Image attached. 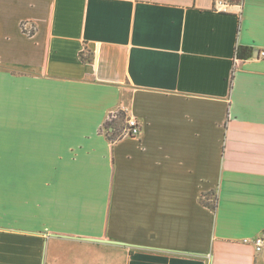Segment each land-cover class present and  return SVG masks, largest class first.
Listing matches in <instances>:
<instances>
[{
    "label": "crops",
    "instance_id": "crops-1",
    "mask_svg": "<svg viewBox=\"0 0 264 264\" xmlns=\"http://www.w3.org/2000/svg\"><path fill=\"white\" fill-rule=\"evenodd\" d=\"M214 3L0 0V264H264V0Z\"/></svg>",
    "mask_w": 264,
    "mask_h": 264
},
{
    "label": "built area",
    "instance_id": "built-area-1",
    "mask_svg": "<svg viewBox=\"0 0 264 264\" xmlns=\"http://www.w3.org/2000/svg\"><path fill=\"white\" fill-rule=\"evenodd\" d=\"M242 0H215L214 8L219 11H230L233 7H241ZM28 24V23H27ZM27 24H23V28L28 33L33 31L32 29L27 30ZM261 55L264 56V50L261 51ZM121 115L124 117V126L121 128L119 135L115 138L121 137H139L141 134V124L138 119L131 115L128 107H119L111 111L109 114L108 120L113 122L117 126L118 121H121ZM107 130V129H106ZM257 250H261L264 246V234H260L253 239Z\"/></svg>",
    "mask_w": 264,
    "mask_h": 264
},
{
    "label": "trees",
    "instance_id": "trees-1",
    "mask_svg": "<svg viewBox=\"0 0 264 264\" xmlns=\"http://www.w3.org/2000/svg\"><path fill=\"white\" fill-rule=\"evenodd\" d=\"M242 51L243 48L239 47L238 50V56L241 57L242 56ZM122 120L118 121L117 126L114 125L113 122L107 121L105 123V129H107L109 135H112L113 138H116L119 133L121 128L124 126V117L123 115H121ZM119 123H122L121 125H119ZM217 194L216 192H209V193H203L201 194V202L208 205L209 207L215 209L217 207Z\"/></svg>",
    "mask_w": 264,
    "mask_h": 264
},
{
    "label": "water",
    "instance_id": "water-1",
    "mask_svg": "<svg viewBox=\"0 0 264 264\" xmlns=\"http://www.w3.org/2000/svg\"><path fill=\"white\" fill-rule=\"evenodd\" d=\"M106 241V240H105ZM108 241H110V240H108Z\"/></svg>",
    "mask_w": 264,
    "mask_h": 264
}]
</instances>
